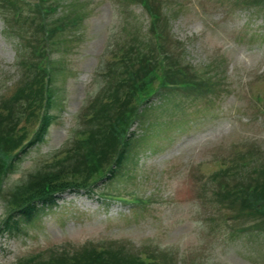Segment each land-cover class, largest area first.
I'll return each instance as SVG.
<instances>
[{"label": "rangeland", "instance_id": "1", "mask_svg": "<svg viewBox=\"0 0 264 264\" xmlns=\"http://www.w3.org/2000/svg\"><path fill=\"white\" fill-rule=\"evenodd\" d=\"M39 3L0 0V264H264V0ZM44 48L50 117L7 159ZM163 57L182 86L137 102Z\"/></svg>", "mask_w": 264, "mask_h": 264}, {"label": "trees", "instance_id": "2", "mask_svg": "<svg viewBox=\"0 0 264 264\" xmlns=\"http://www.w3.org/2000/svg\"><path fill=\"white\" fill-rule=\"evenodd\" d=\"M91 155L92 154H89V156H91ZM69 178H73V179L77 180V182L78 181H83V180H81L79 178H76V177H69ZM53 180L55 181L56 178H51V179H49L47 181L46 180H42L43 182L41 183V185L40 184L37 185L33 190L29 191L30 193H27V194H29L28 195L29 197L25 201L30 200L29 202L35 201V202H33L35 204L36 203L37 204H44L43 203L44 200H47V199L53 197V196H50L51 194H53V193L55 194L57 192H60L64 188V187L61 188V187H58V186H55V185H51V184H55V182ZM49 182H51V183H49ZM84 184L85 183H83L82 185H84ZM77 185L79 186L80 184H77ZM46 189L48 190L47 193H46V191H44ZM260 208L262 209V211H264V207L263 206H261Z\"/></svg>", "mask_w": 264, "mask_h": 264}]
</instances>
